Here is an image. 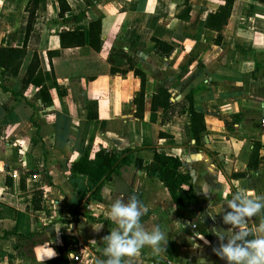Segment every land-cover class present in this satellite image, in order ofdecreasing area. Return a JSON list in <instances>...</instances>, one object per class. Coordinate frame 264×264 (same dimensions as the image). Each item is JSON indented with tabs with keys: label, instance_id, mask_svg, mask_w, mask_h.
<instances>
[{
	"label": "crops",
	"instance_id": "obj_1",
	"mask_svg": "<svg viewBox=\"0 0 264 264\" xmlns=\"http://www.w3.org/2000/svg\"><path fill=\"white\" fill-rule=\"evenodd\" d=\"M28 1L0 0V48L9 50L0 66V264H46L59 249L68 264L108 262L105 237L122 234L110 206L132 195L142 205L139 229L159 227L166 243L144 245L121 264H236L224 247L264 237V206L239 224L224 219L236 215L229 201L264 205V0H233L218 41L204 20L224 0H66L62 18L57 1L44 0L25 35ZM97 18L96 51L88 27ZM62 30L82 32L84 44L61 47ZM34 54L46 101L25 83ZM189 103L203 116L198 142ZM90 104L96 117L84 128ZM152 148L180 158L178 177L188 179L178 193L190 184L202 207L195 231L157 179ZM99 149L128 150L132 161L92 198V181L71 164Z\"/></svg>",
	"mask_w": 264,
	"mask_h": 264
},
{
	"label": "trees",
	"instance_id": "obj_2",
	"mask_svg": "<svg viewBox=\"0 0 264 264\" xmlns=\"http://www.w3.org/2000/svg\"><path fill=\"white\" fill-rule=\"evenodd\" d=\"M58 4V16L63 17L65 13L70 11V7L66 0H56ZM86 4L90 3V0H84ZM233 0H224V4L220 5L216 10H210L207 12V16L204 20V26L212 28L217 32V41L219 38V29L227 21L232 6ZM44 0H29L25 10L28 13L25 35L29 33L35 22V14L37 9L43 8ZM84 14V13H79ZM78 17V16H77ZM100 34V18H97L89 23L88 27V44L94 49L98 50V45H94V41L98 43ZM59 40L61 47H71L84 44V34L79 31H64L62 30L59 34ZM159 48L162 45L156 41ZM169 50V49H168ZM9 50H4L0 48V66L5 65V59L7 58V53ZM38 67V58L34 54L32 60L28 66L27 73L25 75V83L29 82L35 84L39 87L40 99L46 101L48 96L46 95V88L43 84L42 74L40 70H36ZM36 70V73H35ZM35 73V75H34ZM29 75H34L31 79H28ZM187 117L191 126V136L195 141H200L204 133V124L202 114L195 112L190 103L186 110ZM87 121L84 124V128L87 127L88 121L96 117L95 105L90 104L88 108ZM83 145V139L79 149ZM153 150V162L156 166V177L163 183L165 189L168 192L169 198L173 203L177 214L180 217L185 218L190 223L197 222L200 219L202 213V207L199 205H193V200L191 198V185L188 184L187 192L184 197H181L178 193L179 186L181 182H186V176L178 177L177 169L181 165V160L177 156L168 155L163 152L157 151L155 148ZM132 156L128 150L113 151L99 149L95 152L93 158H88V152L84 154L75 162L71 164V170L74 173H82L87 175V177L92 181V189L89 197L96 198L99 195L100 188L105 179H109L112 174L119 172V169L123 165L131 163ZM134 165L137 168L143 167V161L140 158L133 159ZM42 200L41 190H36L32 197V210L35 211L40 208V203ZM193 205V206H192ZM107 224L114 225L115 223L106 221ZM249 240V239H248ZM66 250L59 249V256L53 258L46 262V264H68L66 260ZM160 264H166L165 261L161 260L158 262ZM97 264H107L106 259L101 257V260Z\"/></svg>",
	"mask_w": 264,
	"mask_h": 264
},
{
	"label": "clouds",
	"instance_id": "obj_3",
	"mask_svg": "<svg viewBox=\"0 0 264 264\" xmlns=\"http://www.w3.org/2000/svg\"><path fill=\"white\" fill-rule=\"evenodd\" d=\"M248 195L251 197V192ZM234 199H239V197H234ZM138 204L142 208L140 201L134 195L129 196L128 203H122L117 200L111 204L108 217L118 220L122 234H117L113 230L109 236L105 237V240L109 243L107 251L112 256V259L107 264H121L123 256L134 255L144 245L151 246L158 251L161 242L166 243L165 233L159 227L153 228L151 232L139 229V217L143 213L138 208ZM229 204L236 209V215H228L224 219L232 221L234 224L241 223V216H252L264 206L251 198L242 201V206L240 207H237L232 201H229ZM259 228L260 231H264V222L260 224ZM129 232H131V236L128 235ZM93 242L95 243V241ZM223 253L230 261H235L236 264H264V237L248 241L244 247H232L230 243L223 248ZM52 255H54L53 251L49 257Z\"/></svg>",
	"mask_w": 264,
	"mask_h": 264
},
{
	"label": "built area",
	"instance_id": "obj_4",
	"mask_svg": "<svg viewBox=\"0 0 264 264\" xmlns=\"http://www.w3.org/2000/svg\"><path fill=\"white\" fill-rule=\"evenodd\" d=\"M187 226H188V228H189L191 231H195V230H196V225H195L194 223H187ZM71 259H72L73 261H77V260H78V257H77L76 255L72 254Z\"/></svg>",
	"mask_w": 264,
	"mask_h": 264
}]
</instances>
